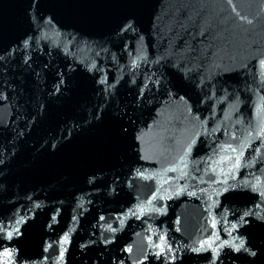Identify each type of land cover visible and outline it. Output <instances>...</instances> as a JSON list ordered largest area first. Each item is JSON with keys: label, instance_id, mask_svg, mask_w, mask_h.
<instances>
[{"label": "water", "instance_id": "water-1", "mask_svg": "<svg viewBox=\"0 0 264 264\" xmlns=\"http://www.w3.org/2000/svg\"><path fill=\"white\" fill-rule=\"evenodd\" d=\"M0 264H264V0H0Z\"/></svg>", "mask_w": 264, "mask_h": 264}]
</instances>
